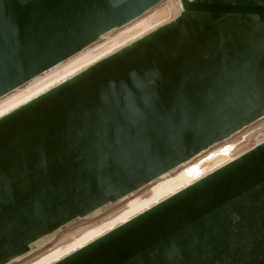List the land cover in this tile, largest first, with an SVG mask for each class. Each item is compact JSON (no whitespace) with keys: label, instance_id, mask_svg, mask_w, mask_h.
Segmentation results:
<instances>
[{"label":"water","instance_id":"95a60500","mask_svg":"<svg viewBox=\"0 0 264 264\" xmlns=\"http://www.w3.org/2000/svg\"><path fill=\"white\" fill-rule=\"evenodd\" d=\"M163 0H0V98ZM177 18L0 118V264L264 117V0ZM54 264H264V142Z\"/></svg>","mask_w":264,"mask_h":264},{"label":"bare ground","instance_id":"6f19581e","mask_svg":"<svg viewBox=\"0 0 264 264\" xmlns=\"http://www.w3.org/2000/svg\"><path fill=\"white\" fill-rule=\"evenodd\" d=\"M181 11L180 0H163L131 23L101 36L81 52L1 97L0 118L159 26L169 23ZM251 129H245L227 141L218 143L116 204H108L86 218L58 229L54 234L34 243L28 253L9 264H54L60 261L263 143L264 133L257 136L249 132Z\"/></svg>","mask_w":264,"mask_h":264},{"label":"built area","instance_id":"2783aa9c","mask_svg":"<svg viewBox=\"0 0 264 264\" xmlns=\"http://www.w3.org/2000/svg\"><path fill=\"white\" fill-rule=\"evenodd\" d=\"M257 123H260V124H257ZM251 127H252V129L249 131L251 134L255 133L258 136V135L264 133V117L261 118L260 120H258L257 122H255L254 124L250 125L249 127L244 128L242 131H244L245 129L251 128Z\"/></svg>","mask_w":264,"mask_h":264}]
</instances>
